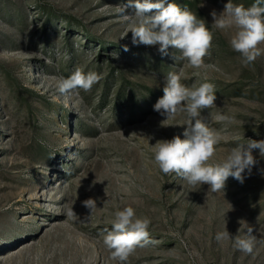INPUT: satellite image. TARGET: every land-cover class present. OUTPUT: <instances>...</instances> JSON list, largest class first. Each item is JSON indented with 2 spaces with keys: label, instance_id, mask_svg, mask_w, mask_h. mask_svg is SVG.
Segmentation results:
<instances>
[{
  "label": "rangeland",
  "instance_id": "obj_1",
  "mask_svg": "<svg viewBox=\"0 0 264 264\" xmlns=\"http://www.w3.org/2000/svg\"><path fill=\"white\" fill-rule=\"evenodd\" d=\"M127 2L0 0V264H118L102 239L125 206L150 218L153 241L128 264H264L259 150L243 184L229 177L225 191L213 193L163 174L153 148L183 139L186 128L183 116L161 124L166 117L153 110L169 72L188 86L215 85L216 106L201 113L221 135L211 162L247 139H264V56L243 66L229 46L231 31L220 30L198 69L176 60L175 49L162 56L158 45L134 46L116 7ZM173 2L211 27V11L219 14L229 0ZM77 68L99 81L88 92L61 94L60 79ZM89 198L92 215L82 203ZM72 206L79 219L66 215ZM241 220L257 237L252 254L215 239L225 227L243 237Z\"/></svg>",
  "mask_w": 264,
  "mask_h": 264
},
{
  "label": "clouds",
  "instance_id": "obj_2",
  "mask_svg": "<svg viewBox=\"0 0 264 264\" xmlns=\"http://www.w3.org/2000/svg\"><path fill=\"white\" fill-rule=\"evenodd\" d=\"M116 7L118 14L129 24L132 45H158L162 56L169 54V48L175 49L179 56L175 55L174 58L186 61L192 68L203 67L205 57L211 56L214 30L231 31L229 46L240 55L243 66L249 67L264 56V0H255L249 7L229 0L219 14L211 11V27L189 8L167 0H128L126 4ZM129 8L134 10L131 15L126 14ZM128 50L125 45L124 51ZM99 79L98 73H85L77 68L69 77L60 79L58 91L64 95L79 94L80 90L88 92ZM216 99L213 83L188 86L182 83L181 74L169 72L163 96L153 109L166 117L161 124L183 116L186 125L183 139L177 135L170 140H158L153 146L154 162L159 170L165 175L174 173L193 187L207 184L213 193L224 192L229 177L243 184L246 176H251L253 168L259 164L253 150L258 149L260 156L264 157V139H247L246 143L233 147L222 161L211 162L221 135L215 128L209 127L207 118L201 113L204 109L215 107ZM223 119L232 118L224 116ZM257 170L264 176V168ZM82 203L91 211V215L97 210L96 201L92 198ZM66 215L74 220L79 219L73 206L66 208ZM242 222L247 224L239 221L240 224ZM150 223V218L138 217L132 206L115 211L111 230L105 229L102 239L110 259L118 264H128L129 257L137 248L153 243L148 230ZM246 229L243 237L238 234L232 237L225 227L216 233L215 239L217 242L232 241L235 249L252 254L257 237L253 235L252 226L247 224Z\"/></svg>",
  "mask_w": 264,
  "mask_h": 264
},
{
  "label": "trees",
  "instance_id": "obj_3",
  "mask_svg": "<svg viewBox=\"0 0 264 264\" xmlns=\"http://www.w3.org/2000/svg\"><path fill=\"white\" fill-rule=\"evenodd\" d=\"M175 1V0H174ZM181 1V0H180ZM170 2H173V0H170ZM177 2V1H176ZM186 2V1H184ZM253 3H255V0H250L248 3V6H251Z\"/></svg>",
  "mask_w": 264,
  "mask_h": 264
},
{
  "label": "bare ground",
  "instance_id": "obj_4",
  "mask_svg": "<svg viewBox=\"0 0 264 264\" xmlns=\"http://www.w3.org/2000/svg\"><path fill=\"white\" fill-rule=\"evenodd\" d=\"M9 251H10L12 254H14V253L16 252V251H12V250H9ZM12 254H11V255H12ZM6 255H7V254H6ZM6 255H4V256H6Z\"/></svg>",
  "mask_w": 264,
  "mask_h": 264
}]
</instances>
